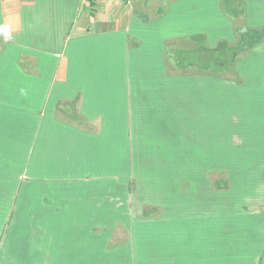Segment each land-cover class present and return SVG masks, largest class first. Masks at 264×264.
<instances>
[{
    "label": "crops",
    "instance_id": "crops-1",
    "mask_svg": "<svg viewBox=\"0 0 264 264\" xmlns=\"http://www.w3.org/2000/svg\"><path fill=\"white\" fill-rule=\"evenodd\" d=\"M0 28V180L28 174L41 209L62 201L65 214L77 189L91 259L118 244L116 254L202 263L206 252L172 228L201 215L183 196L209 186L204 171L196 186L175 184L173 203H152L128 165L152 143L160 165H178L163 180L183 182L193 155L214 159L215 128L264 118V0H0ZM231 95L244 112L216 105ZM98 229L109 236L94 239ZM210 237L215 263L214 227Z\"/></svg>",
    "mask_w": 264,
    "mask_h": 264
},
{
    "label": "rangeland",
    "instance_id": "rangeland-1",
    "mask_svg": "<svg viewBox=\"0 0 264 264\" xmlns=\"http://www.w3.org/2000/svg\"><path fill=\"white\" fill-rule=\"evenodd\" d=\"M231 96V100H225L228 106L222 107V100H216V105L221 110L227 109L238 115L241 108ZM234 120L236 122V117ZM231 126L227 124L226 128H215V156L205 166L198 165L202 164V160L195 155L190 161L196 165H179L184 168L183 182H175V177L163 180L160 175H164V171L169 173L167 175L172 174L178 165H160L154 158L152 143H147L146 149H136L134 159L137 163L129 162L128 165L130 173L136 174L137 187H143L140 191L147 194L152 203H173L175 195L171 193L175 191V184L182 183V187H187L193 181L192 185L196 186L197 173L204 171L209 186L198 189L199 196L195 195L197 191L183 196V200H190L193 209L202 216L197 218L195 214L194 219L189 220L192 222L190 229H180L179 223L172 228L189 239L188 246L194 249H191L193 252H196L195 248L198 252H206L200 257L202 263L199 260L198 264H264V118L248 121L246 128ZM239 130L241 135H238ZM125 151H119V176L128 173L125 164H122ZM7 176L12 175L7 173ZM118 182L119 185L122 183L120 179ZM35 191L28 174H24L19 181L0 180V194L3 195L0 196V264H166L161 261L160 255L147 256L149 254L141 252L116 254L118 244L108 246L104 255L99 253L91 259V255H86L82 249V238H92V233L82 230V206L77 189L70 196L69 214L63 213L62 201L55 203L54 209L42 210L44 198L36 196ZM136 197L144 198L141 195ZM148 199L145 201L149 202ZM116 205H129V210H132L131 198L120 197ZM149 210L152 211L147 209L144 215H148ZM207 211H213L215 215V224L211 226L209 221V228L206 227V220L202 219L209 216ZM213 227L214 237L218 238L216 243H219L214 254L215 263L209 260L207 249L211 246ZM109 234L108 230L102 232L98 229L94 239L103 240ZM118 235L119 239L130 237L128 233ZM208 236L209 240L205 239ZM94 246L103 248L104 245L94 242ZM113 253V256L109 255Z\"/></svg>",
    "mask_w": 264,
    "mask_h": 264
},
{
    "label": "built area",
    "instance_id": "built-area-1",
    "mask_svg": "<svg viewBox=\"0 0 264 264\" xmlns=\"http://www.w3.org/2000/svg\"><path fill=\"white\" fill-rule=\"evenodd\" d=\"M124 2H125V4H127V5H131L132 4V2H133V0H123Z\"/></svg>",
    "mask_w": 264,
    "mask_h": 264
},
{
    "label": "clouds",
    "instance_id": "clouds-1",
    "mask_svg": "<svg viewBox=\"0 0 264 264\" xmlns=\"http://www.w3.org/2000/svg\"><path fill=\"white\" fill-rule=\"evenodd\" d=\"M0 31H6V29H2V28H0Z\"/></svg>",
    "mask_w": 264,
    "mask_h": 264
},
{
    "label": "trees",
    "instance_id": "trees-1",
    "mask_svg": "<svg viewBox=\"0 0 264 264\" xmlns=\"http://www.w3.org/2000/svg\"><path fill=\"white\" fill-rule=\"evenodd\" d=\"M93 1V0H92Z\"/></svg>",
    "mask_w": 264,
    "mask_h": 264
}]
</instances>
